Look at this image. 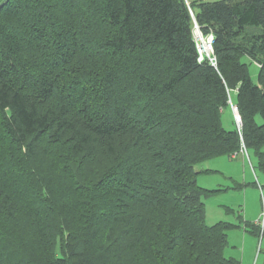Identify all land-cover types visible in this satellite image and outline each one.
I'll use <instances>...</instances> for the list:
<instances>
[{"label": "trees", "instance_id": "16d2710c", "mask_svg": "<svg viewBox=\"0 0 264 264\" xmlns=\"http://www.w3.org/2000/svg\"><path fill=\"white\" fill-rule=\"evenodd\" d=\"M263 147L264 0H0V264H241L197 167Z\"/></svg>", "mask_w": 264, "mask_h": 264}, {"label": "rangeland", "instance_id": "374dc122", "mask_svg": "<svg viewBox=\"0 0 264 264\" xmlns=\"http://www.w3.org/2000/svg\"><path fill=\"white\" fill-rule=\"evenodd\" d=\"M244 61L249 63L252 79L255 83L258 81L259 67L248 58ZM232 109V107H231ZM233 110H225L223 121L227 129H232ZM235 118V116H234ZM264 152V147H263ZM245 164L242 163V157L231 161L228 157L222 156L211 159L200 164L197 169H211L210 172H204L198 176L200 187L208 190H221L215 192L206 198V221L209 225H215L220 222H229L236 226L250 227V222L258 220L264 203V170L261 168L258 158L253 150L243 154ZM257 215L252 219V215ZM217 222V223H216ZM238 229V228H237ZM229 230V246L238 247L244 256H251L250 264H258L259 258L264 262V241L262 247H259V238L252 250L239 238L241 230L239 229L233 238V231ZM260 250V251H259ZM244 251H247L246 254ZM243 261V260H242Z\"/></svg>", "mask_w": 264, "mask_h": 264}, {"label": "crops", "instance_id": "0c3cea01", "mask_svg": "<svg viewBox=\"0 0 264 264\" xmlns=\"http://www.w3.org/2000/svg\"><path fill=\"white\" fill-rule=\"evenodd\" d=\"M189 2H193V1H196V0H188ZM244 155H243V153H241V154H239V155H237L236 157H234V158H232V159H229V160H231V161H236V160H238L239 158H241L242 159V163L243 164H245V160H244V157H243ZM201 170H204V171H209L210 172V170L211 169H208V168H203V169H201ZM257 215L258 214H256V216L255 215H252V219L254 220V219H256L257 218ZM220 222V221H219ZM217 223V222H216ZM251 224L250 225H255V223H256V221L255 222H250ZM245 224L246 223H244V226L243 227H240V226H236V227H234V228H238L237 229V231L235 230V231H233V233H232V236L231 237H229V238H233V236L237 233V232H240V231H238L239 229L241 230V232H240V234H239V238L240 237H242V241H244V244H246L247 246H248V248H249V250H252V248H254V246H255V244L257 243V238H259V247L261 246L262 247V244H263V241H264V238L261 240L260 239V237L259 236H257V235H254L253 233H252V228L251 227H249V226H245ZM230 231H228V233H229ZM260 251V250H259ZM226 252H227V254L229 255V256H231V257H235V258H237V259H239L240 260V262H241V264H250V257L247 255V256H244L243 255V258H242V252L241 251H239V249H238V247L235 245V247H231L230 248V246H228V248H227V250H226ZM245 252V254H246V252L247 251H244ZM243 260V261H242ZM258 264H264V262L262 261V260H260V258H259V261H258Z\"/></svg>", "mask_w": 264, "mask_h": 264}, {"label": "built area", "instance_id": "2783aa9c", "mask_svg": "<svg viewBox=\"0 0 264 264\" xmlns=\"http://www.w3.org/2000/svg\"><path fill=\"white\" fill-rule=\"evenodd\" d=\"M191 13H192V16H194L192 11ZM193 33H194V39L196 41L197 48H198L199 61L201 62L205 58H208L213 64H215V58L212 57L214 53V49H213L214 36L212 34L208 36H204L196 20H194ZM204 46H206L209 49V53H205L202 51L201 47H204ZM231 106L233 107L232 110L235 115L236 114L235 112H237L236 107L232 103H231ZM236 120H237V117H236ZM237 124L240 127L241 122H239V119L237 120ZM255 225L259 228V237L262 240L264 238V203L262 207V212L258 220L256 221Z\"/></svg>", "mask_w": 264, "mask_h": 264}, {"label": "water", "instance_id": "95a60500", "mask_svg": "<svg viewBox=\"0 0 264 264\" xmlns=\"http://www.w3.org/2000/svg\"><path fill=\"white\" fill-rule=\"evenodd\" d=\"M232 107V106H231ZM233 108V107H232ZM236 110H237V107H236ZM236 114L234 115L235 116V121H236V123H237V120L239 119V122H241V118H240V116H239V113H238V110H237V112H235ZM236 117H237V120H236ZM238 125V124H237ZM239 127V126H238Z\"/></svg>", "mask_w": 264, "mask_h": 264}, {"label": "bare ground", "instance_id": "6f19581e", "mask_svg": "<svg viewBox=\"0 0 264 264\" xmlns=\"http://www.w3.org/2000/svg\"><path fill=\"white\" fill-rule=\"evenodd\" d=\"M201 49H202L203 52L209 53V49L206 46L201 47Z\"/></svg>", "mask_w": 264, "mask_h": 264}]
</instances>
